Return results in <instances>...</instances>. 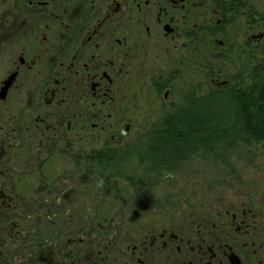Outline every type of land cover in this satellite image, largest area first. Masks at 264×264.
Listing matches in <instances>:
<instances>
[{"label": "flooded vegetation", "instance_id": "af4514ba", "mask_svg": "<svg viewBox=\"0 0 264 264\" xmlns=\"http://www.w3.org/2000/svg\"><path fill=\"white\" fill-rule=\"evenodd\" d=\"M240 2L0 0V264H68L55 263L54 250L44 255L36 241L26 253L15 252L13 261L4 256L18 242L14 236L36 220L2 214L12 201L11 182L24 190H63L64 184L49 182L48 160L67 155L71 143L85 139L87 127L97 131L94 136L122 145L131 127L120 114L123 96L134 91L135 76L147 72L148 62L159 63L160 80L153 87L163 90L167 101L183 62H197L198 45L208 60L227 61L229 37L222 26L226 14L241 11ZM255 35L249 43L264 38L256 41ZM220 70L209 73L218 87L228 81H219ZM10 157L19 163L13 172L6 167ZM210 203L206 212L151 226L140 239L129 240L120 255L113 243L106 245L90 264H264V202ZM77 258L87 264L85 254Z\"/></svg>", "mask_w": 264, "mask_h": 264}, {"label": "rangeland", "instance_id": "374dc122", "mask_svg": "<svg viewBox=\"0 0 264 264\" xmlns=\"http://www.w3.org/2000/svg\"><path fill=\"white\" fill-rule=\"evenodd\" d=\"M240 5V12L231 11L224 17L222 33L229 37L227 61L208 60L204 47L198 45L197 62H183L180 81L167 101L163 98L164 91L158 89L155 92L153 87L160 80L156 71L159 63L148 62L147 72L141 77L135 76L134 91L123 96L125 110L120 114L131 127L123 137L122 145L109 138L94 136L97 131L87 127L85 139L71 143L67 155L62 157L58 154L48 160L49 182L58 186L64 184L63 190H24L16 181L11 182L15 186L10 191L12 201L1 208L2 214L32 215L36 220L26 223L19 236H14L18 242L4 253V256L8 255L6 258L13 261L15 252L26 253V249L36 241L37 247L46 250L44 255L54 250L52 258L55 263L59 260L78 264V254L83 253L87 264H90L98 250L104 251L106 245L113 243L115 252L120 255V249H125L129 240L133 237L140 239L151 226L158 227L163 222L167 225L190 212H206L212 200L249 198L264 202L262 146H249L240 152L236 150L227 154V159H221L209 151L213 143L206 145L198 140L195 146L184 151V158L175 166L161 167L162 175L156 182L153 173L152 179L146 174L151 163L141 165L137 158L139 154L133 150L127 151L118 172L108 170L113 172L107 177L110 183L97 170L86 166L87 157L104 148L130 149L138 141H144L156 123L171 120L169 114L174 112L176 105H181L182 99L191 97V94H202L208 88H217L215 81L218 79L209 76L211 71L216 73L221 69L219 81L228 80V84H232L239 72L243 77L248 75L264 57V38L260 42L248 41L252 34L264 32V0H241ZM216 19L211 24H216ZM124 126L118 128L124 129ZM6 161V167L12 172L19 167L14 157ZM145 181L149 183L147 186ZM47 216L53 220L46 219ZM22 237L25 238L20 245ZM68 239L74 244H70ZM62 249L64 252L59 253Z\"/></svg>", "mask_w": 264, "mask_h": 264}, {"label": "trees", "instance_id": "16d2710c", "mask_svg": "<svg viewBox=\"0 0 264 264\" xmlns=\"http://www.w3.org/2000/svg\"><path fill=\"white\" fill-rule=\"evenodd\" d=\"M169 117L171 120L156 123L145 140L130 149L104 148L87 157V168L97 170L110 183L107 177L113 172L108 170L118 172L121 160L134 151L141 165L151 163L146 174L151 178L153 173L156 182L161 167L175 166L198 140L213 143L209 151L221 159L249 146L264 147V57L247 76L237 73L232 84L182 99ZM148 184L145 181V186Z\"/></svg>", "mask_w": 264, "mask_h": 264}, {"label": "water", "instance_id": "95a60500", "mask_svg": "<svg viewBox=\"0 0 264 264\" xmlns=\"http://www.w3.org/2000/svg\"><path fill=\"white\" fill-rule=\"evenodd\" d=\"M263 36H264V33H259V34H257V35L254 36V39H255L256 41H260V40L263 38ZM222 84H223V85H226V84H227V81H223Z\"/></svg>", "mask_w": 264, "mask_h": 264}]
</instances>
